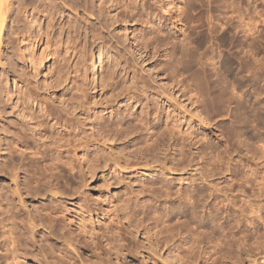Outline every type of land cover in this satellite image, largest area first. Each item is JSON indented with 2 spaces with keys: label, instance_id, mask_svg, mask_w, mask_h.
I'll return each instance as SVG.
<instances>
[{
  "label": "rangeland",
  "instance_id": "1",
  "mask_svg": "<svg viewBox=\"0 0 264 264\" xmlns=\"http://www.w3.org/2000/svg\"><path fill=\"white\" fill-rule=\"evenodd\" d=\"M7 2L0 264H264V0ZM204 70L229 105L195 95Z\"/></svg>",
  "mask_w": 264,
  "mask_h": 264
},
{
  "label": "bare ground",
  "instance_id": "2",
  "mask_svg": "<svg viewBox=\"0 0 264 264\" xmlns=\"http://www.w3.org/2000/svg\"><path fill=\"white\" fill-rule=\"evenodd\" d=\"M8 1H9V0H8ZM8 7H9V5H8L7 0H0V32H1V30H2V26H3L4 22H5V20H6L5 18H7L6 16H8L7 13H8V11H9V9H10V8L8 9ZM10 11H11V10H10ZM10 11H9V12H10ZM182 14H183V13H182ZM184 17H185V16H184ZM238 18H239V17H238ZM181 20H182V19H181ZM183 21H184V20H183ZM183 21H182V23H184ZM181 25H182V24H181ZM184 25H185V24H184ZM239 26H240V25H239ZM242 26H243V25H242ZM182 27H183V26H182ZM220 27H221V26H220ZM240 27H241V26H240ZM246 27H247V26H246ZM248 28H249V27H248ZM248 28H247V29H248ZM155 29H156V28H155ZM158 29H159V28H158ZM221 29H222V28H221ZM221 29H220V31H221ZM247 29H246V30H247ZM252 29H253V28H252ZM252 29L250 28V31H251ZM180 30H181V29H180ZM218 30H219V28H218ZM214 31H215L216 34L219 33L217 30H214ZM241 31H242V30H241ZM248 31H249V29H248ZM202 32H203V31L201 30L200 34H201ZM245 32H246V31H244V33H245ZM251 32H252V31H251ZM254 32H255V31H254ZM254 32H253V33H254ZM160 33H161V32H160ZM0 34H1V33H0ZM182 34H183V32H182ZM251 35H252V34H251ZM253 35H254V34H253ZM183 36H184V35H183ZM219 36H220V38H219V37H218V38L220 39V42H221L222 44H225V43L233 44V40H232V38H231L230 36L227 37V36H225V34H220ZM202 40H203V39H202ZM227 58H228V57H227ZM224 61H225V60H224ZM230 61H231V62H230ZM242 61H243V60H242ZM242 61L240 60L239 65L243 64ZM225 62H226V63H224V66H227V65L229 66V64H230V65L232 64V60H230V59L226 60ZM225 64H226V65H225ZM212 65H213V64H212ZM222 65H223V62H222ZM213 66H214V65H213ZM215 69H216V68H215ZM215 69H214V67H213V70H215ZM202 70H203V69H202ZM240 70H241L242 72H245V71L248 72V69H246V70L244 71V70H243V67L240 68ZM240 70H239V71H240ZM111 73H112V72H111ZM209 79H210V77L207 75V72L204 70L203 73H202V80H203L204 83L207 85V88H206V90H205L204 93H203V92L200 90V86L198 85L199 88L196 87V88H197V89H196L197 92L195 93V95L197 94L199 98L203 99V102H201V103H202V104H203V103L205 104L204 101L211 102V105H213V106H211V107H213V108H214V105L219 104V103H221V104H223V105H225V104H228V105H229V103H230V99H231V98H230V97H227V95H226V92H227V91H226V90L229 91V88H228V87H230L231 85H232V88H230L231 91H234L235 89H236V90H237V89L239 90V89H240L239 86H238V85H235L234 82L231 83V82L226 81V82H228V83L225 82V84L221 85L220 87H216V89H217V88L221 89V91H220L221 93H219L218 95H214V94L212 93V89H214L215 87H210V82H211V81H210ZM198 84H199V83H198ZM195 86H196V85H195ZM233 89H234V90H233ZM222 91H223V92H222ZM230 93H231V92H230ZM232 93H233V92H232ZM235 94H236V93H235ZM191 95H192V93H191ZM230 95H231V94H230ZM236 95H237V94H236ZM236 95H235V96H236ZM228 96H229V93H228ZM192 97H193V96H192ZM192 97H191V98H192ZM236 97H238V96H236ZM194 98H195V100H196L197 97H194ZM189 99H190V98H189ZM197 99H198V98H197ZM198 101H199V100H198ZM198 101H197V102H198ZM193 102H194V101H193ZM195 103H196V102H195ZM209 104H210V103H209ZM205 105H206V108H207V104H205ZM252 105H253V104H252ZM203 106H204V105H203ZM209 106H210V105H209ZM250 106H251V105H250ZM239 107H240V106H239ZM239 107H238V109H239ZM75 108H76V107H75ZM202 108H204V109L206 110L205 107H202ZM209 108H210V107H209ZM248 108H249V107H248ZM248 108H247V109H248ZM250 108L254 109L253 106H251ZM205 110H204V112H205ZM245 110H246V109H245ZM249 110H250V109H249ZM143 111H144V110H143ZM247 111H248V110H247ZM206 112H207V111H206ZM248 112H249V113L251 112V114L249 115L250 117L247 116V118H249V119L252 118L251 120H249V122H257V118H256L257 116L255 115L256 117H255V116L253 117V115H254L253 112H254V111L251 110V111H248ZM256 112H257V111H256ZM144 113L146 114V112H144ZM151 114H152V113H151ZM237 114H238V113H237ZM152 115L154 116L155 114H152ZM156 115H157V114H156ZM145 116H147V115H145ZM156 117H157V116H156ZM156 117H154V118L156 119ZM140 118H141V117H140ZM242 118H243V117H242ZM144 119H145V118H144ZM144 119H139V123H141L142 121L145 122L146 120L144 121ZM150 119H151V118H150ZM243 120H245V119H244V118L241 119V118H240V114H238V115L235 117V122L237 123V129H238L237 131H239V132H242V131L244 130V126H245V125H244ZM146 123H147V122H145V125H142V124H144V123H142L141 125H142V126H145V127H146L145 129L147 130V132H149L150 130H152V129L154 128V125L151 124L149 127H147ZM236 123H235V125H236ZM256 124H257V123H256ZM256 126H257V125H256ZM153 130H154V129H153ZM153 130H152V131H153ZM162 130H163V129H162ZM162 132H164V133L167 132V134L169 133V134L172 135V136L174 135L173 133H175V132H174V129L171 128V127H169V126H167V124L165 125V128H164V130H163ZM162 132H161V133H162ZM243 132H244V131H243ZM149 135H150V136H149V139L147 138L148 140H147V143H146V147H147V145H149V146L151 147L152 143H151V145H150V144H148V142H151V141H152L153 136H154L155 134H154V132H152V134H149ZM155 136H156V135H155ZM167 136H168V135H167ZM150 138H151V139H150ZM149 140H150V141H149ZM154 140L157 141V138H154ZM259 142H261V143L264 145V143H263V139H262V138L260 139ZM154 144L156 145V143H154ZM154 144H153V145H154ZM182 145H183V144H182ZM259 145H260V144H259ZM263 145H260V146H261V152H260V153H261V155H262L261 158L264 157V148L262 149V146H263ZM260 146H259V147H260ZM150 147H149V148H150ZM263 147H264V146H263ZM152 148H153V147H152ZM14 149H15V148H14ZM150 149H151V148H150ZM217 155H218V154H217ZM215 157H216V156H215ZM220 158H221V157H220ZM214 159H215V158H214ZM210 160H211V159H210ZM213 161H214V160H213ZM180 162H181V161H180ZM214 163H215V162H214ZM175 164H176V163H175ZM178 164H179V162H178ZM178 164H177V165H178ZM181 164H182V162H181ZM226 164H227V163H226ZM179 166H180V164H179ZM175 167H176V165H175ZM177 167H178V166H177ZM226 167H227V166H226ZM173 169H174V168H173ZM173 169H172V170H173ZM174 170H177V169L175 168ZM248 172H251V169H248ZM243 174H244V173H243ZM10 175H11L12 181L14 182V185H15L14 187H16V188H15V189H16V190H15V193H18V195L21 196V194H20L21 190H19V188L17 187V184H18V183H17V182H18V181H17V172L10 171ZM246 176H247V174H246ZM243 177H244V179H245V176H243ZM247 177H248V176H247ZM250 177H251V176H249L248 179H250ZM201 178H202V177H201ZM208 178H209V177H208ZM204 180H205V179H204ZM245 180H247V179H245ZM244 182H245V181H244ZM259 182H260V179H259ZM191 183H192V182H191ZM263 183H264V182H263ZM259 186H260V185H259ZM26 187H27V186H26ZM26 187H25V189H26ZM259 189H260V188H259ZM263 189H264V188H263ZM22 190H23V189H22ZM261 190H262V189H261ZM189 191H191V190H189ZM258 191H259V190H258ZM262 191H263V190H262ZM186 192H187V191H186ZM15 193H14V195H16ZM21 193H22V192H21ZM191 193H192V192H191ZM191 193H190V192H189V193H186L187 195L184 196V198L186 197V200H187V201H186V200H185V201L188 202L187 204L190 205V206L193 205V204H191V202H190V200H191L192 197H193ZM263 193H264V192H263ZM226 194H227V193H226ZM53 196H54V195H53ZM208 196H209V195H208ZM193 198H194V197H193ZM16 199H17V197H16ZM19 199H20V200H19V203H20V205H21V204H22V203H21V197H20ZM17 200H18V199H17ZM221 200H222V199H221ZM227 200H228V199H227ZM229 200H230V199H229ZM23 201H24V200H23ZM221 202H222V201H221ZM221 202H220V203H221ZM226 203H227V202H226ZM187 204H186V205H187ZM215 204H216V203H215ZM6 205H8V204H6ZM8 206H9V205H8ZM24 206H25V205H24ZM190 206H189V207H190ZM212 206H213V205H212ZM187 207H188V206H187ZM46 208H47V207H46ZM222 208H223V207H222ZM48 209H49L50 215L47 214L48 216L46 215V217H47L48 219H46V220L44 219V220L47 221V223L50 225L51 223L53 224V223L56 222V218H57V217L55 218V216H53V215L56 214L57 210H56V207H54V209H52V207H51V208H48ZM249 209H250V208H249ZM11 210H12V209H11ZM26 210H27V209H26ZM44 210H45V209H44ZM238 210H239V209H238ZM251 210H252V209H251ZM257 210H258V209H257ZM17 211H18V210H17ZM17 211H16V212H17ZM46 211H47V210H46ZM214 211H215V210H214ZM253 211H254V210H253ZM7 212H11V213H9V215H10L11 217H10V216H9V218L6 217V220H5V218H4V220L0 221L1 224L6 223L5 221H8V222L10 221L9 223H10L11 225H14V226H15V225L17 224V223H15L16 219H15V216L12 215V213L14 214L15 212H13V210H12V211H7ZM23 212H24V211H23ZM26 212H27V211H26ZM47 212H48V211H47ZM49 212H48V213H49ZM254 212H255V211H254ZM242 213H243V212H242ZM251 213H252V212H251ZM7 214H8V213H7ZM15 214H16V213H15ZM22 214H23V213H22ZM232 215H233V214H232ZM240 215H241V214H240ZM242 215H243V214H242ZM17 216H18V219H19V220H17V222H19V221H20V222H21V221H24V222H25L24 225L21 223V224H22V227H25V228L27 227L26 230H25V228H24V230L26 231L25 234L27 233V235H28L29 238H34L33 228L35 229V227H36L35 224H37V223H35L36 220H34V217L30 214L29 210H28V212H27L25 215H23V217L20 216V215H17ZM17 216H16V217H17ZM19 216H20L21 218H20ZM212 216H213V215H212ZM43 218H45V217H43ZM211 218H212V217H211ZM236 220H237V219H236ZM210 221H211V219H210ZM42 222H43V221H42ZM45 223H46V222H45ZM21 224H20V225H21ZM39 224H40V223H39ZM57 224H58V223H57ZM3 225H5V224H3ZM8 225H9V224H8ZM25 225H26V226H25ZM40 225H41V224H40ZM14 226H12V227L14 228ZM1 227L4 228L5 226H4V227L1 226ZM9 227H11V226H9ZM15 227H16V228H14V229L16 230L18 226H15ZM7 228H8V226H7ZM4 229H5V228H4ZM9 229H10V228H9ZM9 229H8V230L6 229L8 232H7L6 230H5V231L3 230V233H2V231H1V233L4 234V233L6 232V233L8 234V235H6V233L4 234V238H5V241H4V242H7V243H8V245H7V246H8V249H7L6 251H7V252L9 251V252H8V253H9L8 255H11V254H12V255L14 256V255L17 253V251H18V250H17L15 254L13 253V252H15V250H16V245H15V243H19V242H21V241L19 240V242H17V237H13V236H15V235H12L13 233H11V232H13L14 230L11 228L12 231L10 230L11 232H9ZM18 230H19V229H18ZM20 232H21V231H20ZM60 232H61V231H60ZM60 232H59V233H60ZM34 233H35V232H34ZM5 235H6L7 238L5 237ZM16 235H17V234H16ZM193 235H194V234H193ZM193 235L191 234L190 236H193ZM58 236H60V235H58ZM58 236H57V237H58ZM61 236H63V235H61ZM261 236H262V235H261ZM19 237H20V236H19ZM25 237H26V235H25ZM194 237H196V235H194ZM15 238H16V240H15ZM62 238H63L62 240H63L64 242H66V243L68 242V240H67L65 237H62ZM243 238H244V237H243ZM256 238H257V237H256ZM18 239H19V238H18ZM196 239H197V238H196ZM258 239H259V238H258ZM32 240H33V239H31V241H32ZM34 240H35V239H34ZM245 240H246V239H245ZM2 241H3V240H2ZM194 241H195V239H194ZM255 241H256V240H255ZM28 242H30V241L28 240ZM196 242H197V240H196ZM261 242H262V241H261ZM0 243H1V242H0ZM191 243H192V242H191ZM194 243H195V242H194ZM22 244H23V243H22ZM22 244H21V245H22ZM25 244H26V243H25ZM30 244H32V243L30 242ZM245 244H246V243H245ZM17 245H18V244H17ZM21 245H20V246H21ZM32 245H34V244H32ZM0 246H1V245H0ZM240 246H241V245H240ZM9 247H11V248H9ZM24 247H25V246H24ZM24 247H23V248H24ZM190 247H193V243L190 244ZM10 249H12V250H10ZM21 249H22V248H21ZM42 251H43V250H42ZM59 251H60V250H59ZM18 252H19V251H18ZM51 252H52V251H51ZM10 253H11V254H10ZM6 254H7V253H6ZM28 254H29V253H28ZM12 255H11V257H13ZM46 255H47V254H46ZM41 257H42V256H41ZM5 258H6V257H5ZM14 259H15V258H14ZM14 259H13V260H14ZM16 259H17V258H16ZM11 260H12V258H11ZM13 260H12L11 262H13ZM62 260H64V259H62ZM44 261H45V260H44ZM44 261H43V262H44ZM46 261H47V260H46ZM47 262H48V261H47ZM47 262H46V263H47ZM49 263H50V262H49Z\"/></svg>",
  "mask_w": 264,
  "mask_h": 264
}]
</instances>
